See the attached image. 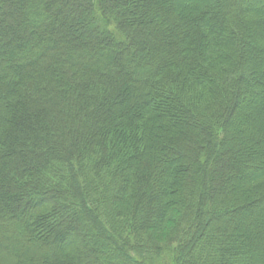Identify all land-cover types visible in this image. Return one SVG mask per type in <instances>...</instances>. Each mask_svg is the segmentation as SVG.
Wrapping results in <instances>:
<instances>
[{"label": "trees", "instance_id": "trees-1", "mask_svg": "<svg viewBox=\"0 0 264 264\" xmlns=\"http://www.w3.org/2000/svg\"><path fill=\"white\" fill-rule=\"evenodd\" d=\"M0 264H264V0H0Z\"/></svg>", "mask_w": 264, "mask_h": 264}]
</instances>
